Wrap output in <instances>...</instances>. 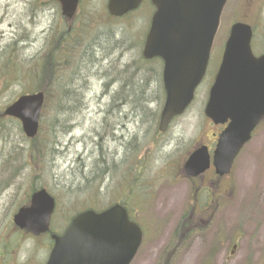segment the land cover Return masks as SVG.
Wrapping results in <instances>:
<instances>
[{"label":"rangeland","instance_id":"obj_1","mask_svg":"<svg viewBox=\"0 0 264 264\" xmlns=\"http://www.w3.org/2000/svg\"><path fill=\"white\" fill-rule=\"evenodd\" d=\"M106 5L107 0H82L75 20L67 21L58 4L48 0H0V60L6 51L5 60L10 59L3 68L0 63V182L5 160L30 145L20 123L3 116L33 87L32 77L14 79L13 62L32 69L52 53L63 50V58L70 52L68 61L57 62L62 91L68 93L59 108L51 101L41 117L42 137L36 145L46 149L19 161L18 177L0 187V264H45L48 259L50 236L33 238L15 229L12 221L34 187L45 188L57 201L52 224L56 234L77 210L128 205L147 230L132 264H170L164 263L163 257L169 256L162 252L174 240L191 193L188 183L175 182L176 175L198 141L211 133L204 115L208 88L244 1L227 3L207 83L162 137L157 133L165 99L162 63L141 58L154 10L146 1L134 14L111 21ZM253 15V45L259 56L264 52V5H256ZM69 30L64 44L58 34ZM226 181L225 201L213 224L178 250L171 264H264V128Z\"/></svg>","mask_w":264,"mask_h":264},{"label":"water","instance_id":"obj_2","mask_svg":"<svg viewBox=\"0 0 264 264\" xmlns=\"http://www.w3.org/2000/svg\"><path fill=\"white\" fill-rule=\"evenodd\" d=\"M62 15L71 20L80 0H55ZM143 0H108L113 17L136 11ZM227 0H151L155 6L142 56L164 63L165 102L159 122L164 133L172 121L185 113L207 70L210 53ZM250 26L231 28L222 64L211 88L205 115L221 133L213 164L220 177L231 173L233 163L264 118V55L256 58L251 49ZM45 102L43 93L21 96L4 111V116L21 123L23 133L34 139L40 127ZM210 168L205 147L197 149L185 163V174L197 177ZM56 200L40 189L28 207L13 216L21 231L39 238L50 232ZM53 249L47 264H131L142 244L139 227L130 222L126 209L115 205L97 213L77 215L62 236H53Z\"/></svg>","mask_w":264,"mask_h":264},{"label":"flooded vegetation","instance_id":"obj_3","mask_svg":"<svg viewBox=\"0 0 264 264\" xmlns=\"http://www.w3.org/2000/svg\"><path fill=\"white\" fill-rule=\"evenodd\" d=\"M244 5L241 9L239 16L241 17V21L244 23H248L250 20H252L253 10L256 5H262L264 0H243ZM245 19V21L243 20ZM218 71V70H217ZM216 69L213 72V75H216L217 73ZM210 127V134L209 136L205 137L204 140L198 141L197 146L195 147L196 150L199 147H207L208 152L211 157H213V153L215 151L218 137L221 133V131L224 129V127L217 126L215 127L210 121L208 123ZM264 128V120L262 121L261 125L258 127L255 134H257L259 131H261ZM158 137H162V135H158ZM233 174V173H232ZM226 178H218L216 177L214 173L213 167L207 172H205L203 175L198 176L197 178L189 179L184 176L183 168L179 171V178L177 180L181 182H186L190 185V198L188 199V203L190 204L189 209L185 210V214H183V217L179 220L174 233H173V241L171 243V246L166 250L167 255L170 257H173L178 253V250L183 249L184 246H189V242L196 236L197 234H200L199 232L209 228L214 221V214L215 212H219L224 204L226 192L228 191L226 187H228ZM138 208H140L139 202H137ZM128 211L130 219L134 221L142 230L143 232V243L147 237V230L145 226L141 223L142 219L140 221H137L135 216L131 213L130 208L128 205L123 204ZM186 217L185 222V238L183 241L179 239V231H182L183 229V218ZM202 225L204 227H202ZM193 230H195L196 234H193ZM217 243H220L221 241V233L218 232V235L216 236ZM168 257V258H169ZM163 257L164 263H166L167 259ZM171 259V261H172ZM170 261V264H171Z\"/></svg>","mask_w":264,"mask_h":264},{"label":"trees","instance_id":"obj_4","mask_svg":"<svg viewBox=\"0 0 264 264\" xmlns=\"http://www.w3.org/2000/svg\"><path fill=\"white\" fill-rule=\"evenodd\" d=\"M48 1L55 3L52 0H48ZM110 20L113 21L114 19L110 18ZM70 31H72V30L65 32V34H64V32L58 34V35H61L60 41L63 42L64 44H67V37L70 35ZM62 47L64 49L67 48L64 45ZM62 52H63V50L58 52V54L52 53L51 56L46 57L45 59H40L38 62H36L34 65H32V69L24 66V68L26 69L25 70L22 67L21 62H17V61L13 62L14 66L13 65L11 66V68L14 70V77H15L14 79L16 81L20 80L23 77H25V78L26 77H32L31 83L33 84V87L31 88L30 91H27V93L23 92L22 94H31V93H37V92L44 93L45 104H44L42 114L45 112V108L53 100L55 103V107L59 108L61 106L62 101H63V97H65V95L68 93V92L62 91V83H61V78H60L58 68H57V66H58L57 62H59L61 60L62 61H64V60L68 61L69 57H70V52H66V54L64 55L63 58L61 55ZM7 55H8V51L5 52L4 59L0 60V63L4 64L2 66V68L7 64L10 65V59L5 60V57ZM12 81H14V80H12ZM161 93H162V96H164V92H161ZM42 122H43V120L41 121V123ZM18 124H19V122H18ZM38 136L42 137L40 131H39V133L35 139L27 140L30 143L27 150L19 149L16 157H13L11 155V157L9 159L5 160V162L2 166V174L4 175L5 179L2 182H0V187H5V186L10 185L18 177L19 173L21 172V168H17L16 164L19 161H23V160L28 161L29 159L33 158L34 152L40 154L39 153L40 149L42 151H43V149H46V145L44 147L42 144L39 146L36 145L37 142L40 143L38 141L39 140ZM48 141H49V139H45V141L43 143L46 144V142L48 143ZM41 187H44V186H41ZM38 189L35 187L32 188L31 194L36 192ZM30 197L27 198V200L24 202L25 204L21 207L29 205ZM84 210L101 211V209L94 208V207H88ZM84 210H77V211L73 212L70 215V217L67 218L66 224H69L71 222V219L76 214H78L79 212L84 211ZM185 222H186V217L183 218V221H182L183 229H182V231H179V239H181V241H183L185 238ZM193 233H195V230H193ZM60 234H62V233H60ZM169 258H171V256Z\"/></svg>","mask_w":264,"mask_h":264}]
</instances>
